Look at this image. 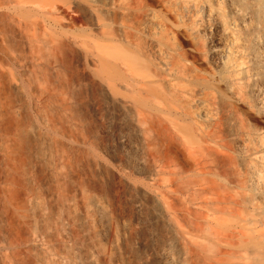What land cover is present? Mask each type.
Masks as SVG:
<instances>
[{"label": "bare ground", "instance_id": "1", "mask_svg": "<svg viewBox=\"0 0 264 264\" xmlns=\"http://www.w3.org/2000/svg\"><path fill=\"white\" fill-rule=\"evenodd\" d=\"M0 38L62 69L85 146L118 150L96 158L116 188L81 203L103 222L87 235L64 138L13 113L24 81L0 63L2 264H108L96 239L122 200L109 241L131 264H264V0H0Z\"/></svg>", "mask_w": 264, "mask_h": 264}, {"label": "rangeland", "instance_id": "2", "mask_svg": "<svg viewBox=\"0 0 264 264\" xmlns=\"http://www.w3.org/2000/svg\"><path fill=\"white\" fill-rule=\"evenodd\" d=\"M2 40L0 38V43H1L0 44V63L6 65L7 67H10L13 71L16 72L17 76L21 80L24 81L22 82V88H24V90L22 94L23 97L21 96V100L25 99L26 101L25 100L24 101L26 104L24 103V101H23L24 104L21 101L23 108L20 109V112L19 110L15 111V109H13L14 110L13 111L11 109V113L13 111V113L15 112L16 115H18V113H20L19 115H27L29 113H30L29 115H41L42 114L44 115V117L46 116V118H48V116L50 115L49 118L52 122L51 123L52 125L49 123L50 121L49 122L47 121V122L49 123L50 127L54 126L53 127L54 130L51 131L49 129V131L51 133L53 131H56V134H59V137H63L65 140L66 151L64 152V155L62 158V163L64 164V166L62 165L61 167L62 170L64 171L68 170V166L66 165V163L68 162L67 160L70 159V156L72 157L71 159H73L72 169L69 171H72L73 173L72 172L71 173L74 174V175L71 174L73 177L74 185L72 187L71 194L70 193L69 194L73 198L72 202H75V205L78 204L76 208L78 207L77 208L79 212L78 216L81 217V221H79L80 226H77V228L79 227L77 230L80 229L81 231L82 229V231H84L85 234L87 235H88V232L94 233L100 229V227L102 226L101 224L103 222L100 223L101 218L98 219L97 217L90 218L91 220L87 219L85 216H83L84 214L82 213L80 209V205L85 198L87 199L88 197H92V195L93 196L97 195V191L99 192L98 187L101 188L102 186L105 185L106 187L111 188L112 191H114V189L116 188V184L114 182H109L108 184L106 183L107 185L102 182L101 180L102 175H101V172H99L100 171V169H98L99 164L96 159L97 156H100L104 160H107L109 163L117 164L115 157L117 156L118 150L109 148V144L111 143V140H112V135L111 134L105 135L100 140H98L97 143L92 142L91 144H89V146H85V145H88V144H85L87 142L84 141V140H87L85 137L86 136L88 137V133H87L86 127L83 124V120L81 119L79 115V112L76 110V106L72 98L69 97L66 91L67 90L66 88H68L67 84H65L66 76H64V74H61L60 76L56 74L58 70H62V69H59L55 65L51 67L53 64H49L46 61L38 60V61H35L34 63V61H32V55H30L31 54L30 50H27L29 49L27 48L28 46H25V47L21 46L17 51V49H15L16 46H13L14 43H12L11 41L10 43L8 38L4 40L5 42ZM11 53L12 55H10ZM51 73H52V76H50ZM49 77H51L50 80L47 79ZM14 92L15 91H13L12 94H15ZM15 97H18V95L16 94ZM0 100H1L0 110L4 111V108L2 106V102L4 105V99L1 98ZM24 105L27 106V109ZM23 111H26L27 113ZM83 138L85 139L83 140ZM72 147H74V149ZM70 148L72 149L70 150ZM67 155H69V157ZM134 178H137L139 180L141 178V175H136L134 176ZM45 190L46 192H44L45 194L42 195L43 197H47L48 190L44 189L43 191ZM66 193H62V199L66 198V195H67ZM63 196L65 198H63ZM98 196H99V193H98ZM104 200L105 199L103 198V201L102 200L101 201L104 203ZM104 207L105 209L107 208L106 212L108 213L107 214L108 222L106 221L104 223L105 224L104 234L101 236H98L96 239V241L100 245V246L98 245L99 248H101L102 250L103 259H105L106 263L108 264L110 263L111 264H131L130 262L131 253L124 252L121 256L117 255L114 252L112 246L110 245V241H109V239L112 237L110 229L112 228V231L118 235L119 223L124 219V217L127 216L128 213H130L131 211L130 205L124 203V201L122 200V202L115 201L114 204L105 202ZM3 217L5 218V216ZM6 220L8 221L9 218ZM86 220H90V221H86ZM8 222H10V220ZM9 226L7 225L8 228H13ZM4 231L7 237L8 233L6 229H4ZM9 231L11 232V235H13L15 232L13 230H9ZM11 235L10 236L8 235V236L11 237ZM9 252L10 250L6 246V244L0 246V264H2L3 255L5 256Z\"/></svg>", "mask_w": 264, "mask_h": 264}]
</instances>
